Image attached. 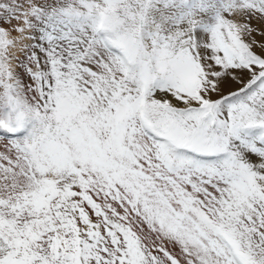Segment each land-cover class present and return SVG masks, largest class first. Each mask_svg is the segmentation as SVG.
<instances>
[{
  "label": "snow or ice",
  "instance_id": "snow-or-ice-1",
  "mask_svg": "<svg viewBox=\"0 0 264 264\" xmlns=\"http://www.w3.org/2000/svg\"><path fill=\"white\" fill-rule=\"evenodd\" d=\"M0 264H264V0H0Z\"/></svg>",
  "mask_w": 264,
  "mask_h": 264
}]
</instances>
